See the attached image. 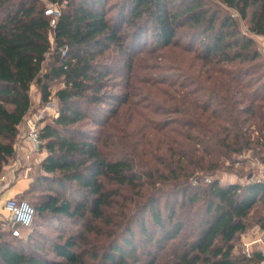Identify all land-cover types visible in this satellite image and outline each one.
Listing matches in <instances>:
<instances>
[{
  "label": "trees",
  "instance_id": "trees-1",
  "mask_svg": "<svg viewBox=\"0 0 264 264\" xmlns=\"http://www.w3.org/2000/svg\"><path fill=\"white\" fill-rule=\"evenodd\" d=\"M110 1L0 0V175L32 84L45 103L61 82L16 194L34 222L14 236L0 220V264H260L242 235L264 232V178L237 157L264 165V58L232 11L264 35V0ZM48 221L54 238L34 228Z\"/></svg>",
  "mask_w": 264,
  "mask_h": 264
},
{
  "label": "rangeland",
  "instance_id": "rangeland-1",
  "mask_svg": "<svg viewBox=\"0 0 264 264\" xmlns=\"http://www.w3.org/2000/svg\"><path fill=\"white\" fill-rule=\"evenodd\" d=\"M112 1L113 0H111L110 2H112ZM110 2L108 4H110ZM49 5L50 4H48V6ZM232 13L237 14V12H235V11H232ZM235 17L238 18V20H239V26L241 28V31L243 33L251 36L255 40L256 45H257L261 55L264 58V35H258V34L251 32L249 30L246 22L244 20L240 19L238 14ZM163 51H164V53H166V55L171 54L173 57L178 56L179 59H183V60H187L188 57H191V55H189V54L188 55L184 54V56H183L182 52H180L178 49H166V51L165 50H163ZM153 61H154V57H147L146 56V59L142 62L149 63V62H153ZM171 61L175 63L177 61V59H172ZM49 62H50L49 59H47L44 62L42 73H48V70H49L48 63ZM157 62H161L164 65L169 63V61L164 60V59H158ZM151 72L152 71H145V70L142 71L141 69L139 71L140 75L143 74V76H146L147 74H149ZM153 73H155V71H153ZM166 73H167L166 69H164V70L161 69V70L156 71L155 75L162 76ZM60 86H61L60 81L52 82L51 87H50L51 91H52V95H51L52 100H54V97H55L54 94ZM135 86H136L135 91L139 92L141 85L139 83H137V84H135ZM30 96H31L32 106H31V109H30L29 113L27 114V116H32L34 114H37L39 111H41L43 109L44 104L46 103V102L44 103L41 101V91H40V87L37 83L32 84V87L30 90ZM133 99L134 100H140V96H134ZM51 117H53V114L46 112L43 120L50 119ZM26 131H27V124L25 121H23V123L19 126V132H18L17 137L14 141V146H15L16 152L8 160V162L4 165L3 171L0 175V197H1L0 206L2 205V203H4L3 200L6 197V196H4L3 193L8 191L9 189L22 190L23 188L30 186L32 180L34 178H36L38 176V174H40V172H41L40 163H41L42 159L44 158V156L46 155V150L43 147H40L38 149H34L30 144H28V142H26L25 136H24ZM249 156H251L250 153H248L247 155H244V156L239 155L237 158L241 161L245 160V162L239 164L237 166V168L241 167V166H245V163H246V167H244L245 172L252 170V171H255L257 173L258 177L264 178V165L259 164L258 162L251 161V158ZM231 179L243 181L246 179V177L241 179L236 175V173H225L222 175L223 181H229ZM37 192H39V191H37ZM7 196L8 197H6V198H11V197H14V198L19 197L20 198V196L16 197V195L12 194V193L8 194ZM24 200L31 201L30 195H26L24 197ZM4 219L9 220L10 216L7 212L3 213L0 210V220H4ZM256 219H257V215L252 213L250 216V220L255 222ZM53 226H56V223L53 224L52 222H49V221L46 223L43 222L42 224H39V225L34 224L35 230L37 232H39L41 235H42V233H45V234L51 235L54 238V237H56V233H55V229H53L54 228ZM102 230L104 231L103 228H102ZM250 230L251 229H249L247 232H249ZM28 232H29V230L24 231V235L26 237H28L27 236ZM237 243L239 246H241L239 242H237ZM245 248H246V246H244V249Z\"/></svg>",
  "mask_w": 264,
  "mask_h": 264
},
{
  "label": "built area",
  "instance_id": "built-area-1",
  "mask_svg": "<svg viewBox=\"0 0 264 264\" xmlns=\"http://www.w3.org/2000/svg\"><path fill=\"white\" fill-rule=\"evenodd\" d=\"M47 15L51 17V25H55L58 17L61 14L60 8L57 5H49L45 11ZM237 14L233 13V16H236ZM51 39H53L52 33L50 34ZM66 49L62 51V53L66 54ZM58 104L56 100H52L50 98L49 101H47L44 104V107L41 111H39L37 114H34L32 116H26L24 121L27 124V131L25 132V140L30 144L34 149H38L42 145V140L40 137V129H41V121L45 117V113H52L53 116L58 115ZM23 123V122H22ZM21 123V124H22ZM20 124V125H21ZM3 209L5 212H7L10 216L9 220H2V225L5 227H9L12 231V234L14 236L20 235V227H30L35 219V208L34 206L27 200H18L14 197L7 198L4 200L3 203ZM31 213L32 220L30 224L23 223L19 217H24L29 215ZM246 252L250 253V248L248 245H246ZM260 264H264V259L260 262Z\"/></svg>",
  "mask_w": 264,
  "mask_h": 264
},
{
  "label": "crops",
  "instance_id": "crops-1",
  "mask_svg": "<svg viewBox=\"0 0 264 264\" xmlns=\"http://www.w3.org/2000/svg\"><path fill=\"white\" fill-rule=\"evenodd\" d=\"M230 181L234 182V181H238V180L231 179ZM22 190L9 189L6 192L4 191L5 193H3V194H4V196L8 197L7 196L8 194L12 193V194L16 195L17 193L21 192ZM6 197L4 198V200L7 199ZM0 200H1V197H0ZM2 205H3V203H2ZM2 205L0 206L1 207L0 210L4 213L5 211L2 207ZM242 241H243L244 246L248 245L249 248L258 249L264 253V232L261 230L259 225H255L249 232L243 234L242 235Z\"/></svg>",
  "mask_w": 264,
  "mask_h": 264
},
{
  "label": "clouds",
  "instance_id": "clouds-1",
  "mask_svg": "<svg viewBox=\"0 0 264 264\" xmlns=\"http://www.w3.org/2000/svg\"><path fill=\"white\" fill-rule=\"evenodd\" d=\"M19 219L25 224H30L32 220V215L31 213H29V215L24 216V217H19Z\"/></svg>",
  "mask_w": 264,
  "mask_h": 264
}]
</instances>
